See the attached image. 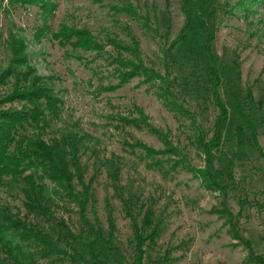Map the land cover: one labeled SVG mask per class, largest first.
I'll return each mask as SVG.
<instances>
[{
    "label": "rangeland",
    "instance_id": "rangeland-1",
    "mask_svg": "<svg viewBox=\"0 0 264 264\" xmlns=\"http://www.w3.org/2000/svg\"><path fill=\"white\" fill-rule=\"evenodd\" d=\"M234 1L215 0L219 7L232 5ZM257 2L247 15L235 10L234 16L225 20L216 32L213 42L214 53L224 70L236 61L238 88H251L254 102L264 95V0ZM52 3L54 8L47 23L48 29L42 30L40 36L37 31L42 24L36 7L9 8L3 3L0 10V71L7 64L3 42L10 32L17 34L25 41L30 65L40 77L47 79L62 102L60 115L46 130L44 140L49 142L68 132L84 137L79 164L83 183L89 186V198L83 213L76 195L81 189L74 179L73 169L69 168L73 176L72 195L56 183L42 182L51 214L56 220L63 221L77 237L75 249L82 253L83 245L96 239L85 222L108 238L109 217L113 223L111 240L116 251L108 250L96 240L101 259L108 264H130L132 230L129 216L139 221L145 211L151 209L154 220L162 228L156 247L149 254L152 262L257 264L248 260L246 248L232 238L224 220L212 213L213 208H220L221 197L205 190L186 169L203 166L202 156L190 143L188 120L166 107L155 96V87L140 85L138 79L114 92L102 90L117 82L112 77L109 59L112 46L107 40L115 36L128 43L127 28L139 42L145 65L163 73L160 63L164 43L157 35L168 29L170 41L178 35L185 18L180 8L181 0H52ZM126 3L135 9V16L111 9ZM144 18L148 20L146 25L143 24ZM60 25L87 29L103 46V52L99 56L96 52L67 53L51 38ZM188 73V67L180 65L174 69L173 76H178L181 81L183 77L189 78ZM197 75H201L200 72ZM230 79H235L233 74ZM234 81L230 83L233 89L237 87ZM220 91L228 104L226 86ZM182 97L198 123L209 131L215 111L204 102L206 98L202 91ZM133 104L142 109L154 128L169 135L170 142L181 155L176 159H185L179 168L169 170L166 166L167 173L158 170L150 165L143 153L125 146V142L130 143V135L154 150L164 149L162 140L154 134L145 129L123 127L119 122L118 117H128ZM232 133L233 121H230L225 129L226 139H231ZM258 144L264 153V136L259 135ZM112 157L119 164V195L114 192L108 177L106 161ZM215 167L224 174L230 172L232 178L228 180L225 202L233 215L240 214L238 227L241 236L250 242L254 254L264 262L263 160L250 149L236 151L224 140L215 152ZM22 202L16 187L0 186V206L54 235V225L26 215ZM166 258V261H160ZM39 264L69 263L44 261Z\"/></svg>",
    "mask_w": 264,
    "mask_h": 264
},
{
    "label": "trees",
    "instance_id": "trees-1",
    "mask_svg": "<svg viewBox=\"0 0 264 264\" xmlns=\"http://www.w3.org/2000/svg\"><path fill=\"white\" fill-rule=\"evenodd\" d=\"M3 3L9 8L36 7L42 24L37 36L41 35L42 30L48 29L47 23L54 8L52 0H0V10ZM257 3V0H235L232 5L219 7L215 0H181L180 8L185 18L178 35L172 41L169 40V29L157 35L164 43L160 63L162 74L145 65L139 42L127 28L128 43L115 36L107 40L112 46V56H109L112 77L117 82L102 90L114 92L131 80L138 79L140 85L155 87V96L170 110L188 120L190 143L202 156L203 166L197 169L188 166L186 169L200 181L205 190L221 197L220 208H213L212 213L218 214L224 220L232 238L246 248L248 260L264 264L254 254L250 242L241 236L238 227L240 214L233 215L225 202L229 189L228 180L232 178L230 172L224 174L215 167V152L223 145L224 140L236 151H254L264 164V153L258 144L259 135L264 136V95L254 102L251 88L240 90L237 84L239 68L236 61L224 70L213 50L215 34L223 22L234 16L235 10L242 11L244 15L249 14ZM198 8L201 9L200 13ZM111 9L117 13L136 15L130 3L115 5ZM145 18L144 25L148 22ZM154 23H157L156 18ZM51 38L67 53L96 52L99 56L103 52V46L87 29L60 25ZM3 44L7 64L0 71V186L16 187L22 196V207L26 215L53 224L56 231L52 235L20 217L18 213H12L8 208L0 206V264H39L44 261L108 264L101 259L95 243L97 240L108 250L116 251L111 240V219L108 217V238L103 236L101 230L85 222L96 239L83 245L82 253L77 251V237L63 221L56 220L51 214L47 191L42 184L44 180H49L72 195L73 176L69 168L73 169L74 179L81 189L76 195L83 213L89 198V186L83 183L79 164V151L83 147L84 137L68 132L49 142L44 140L46 130L60 115L62 102L48 85L47 79L40 77L30 65L27 46L20 36L10 32ZM180 65L189 69V78L183 77L181 81L178 76H173L174 69ZM197 72L201 75L198 76ZM232 74L235 81L230 79ZM233 81L237 85L235 89L230 84ZM223 86H226L228 104L221 95ZM200 91L205 95L204 102H208L215 111L209 131L198 123L195 114L190 112L182 97ZM201 98L203 99L202 96ZM131 108L128 117H118L122 126L147 130L162 140L164 149L154 150L130 135V143L125 142V146L143 153L150 160V165L158 170L167 173L166 166L169 170L179 168L185 159H176L181 155L179 149L170 142L169 135L154 128L142 109L134 104ZM230 121H233V133L231 139H226L225 129ZM106 164L111 186L119 195L118 161L112 157ZM129 218L132 230L130 264H157L149 260V254L156 247L161 224L154 220L151 209H147L139 221L131 216ZM166 260L167 258L160 261Z\"/></svg>",
    "mask_w": 264,
    "mask_h": 264
}]
</instances>
